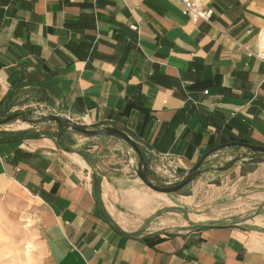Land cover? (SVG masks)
I'll return each instance as SVG.
<instances>
[{"label":"crops","instance_id":"crops-1","mask_svg":"<svg viewBox=\"0 0 264 264\" xmlns=\"http://www.w3.org/2000/svg\"><path fill=\"white\" fill-rule=\"evenodd\" d=\"M205 2L212 23L181 0H0V103L127 129L149 163L264 146V0ZM80 144L0 124V218L29 231L35 264H264L259 223L135 233L163 197Z\"/></svg>","mask_w":264,"mask_h":264},{"label":"rangeland","instance_id":"rangeland-1","mask_svg":"<svg viewBox=\"0 0 264 264\" xmlns=\"http://www.w3.org/2000/svg\"><path fill=\"white\" fill-rule=\"evenodd\" d=\"M36 106L39 109L52 111L45 105L36 104ZM17 111H22V109ZM14 112L16 111H10L9 114ZM7 124L10 128L20 129L38 127L40 131L50 132L51 135L54 134L53 136L59 133L58 124L55 122L39 123L35 126L36 124L15 118ZM59 136L70 144L77 143L76 147L80 149L83 144L78 146V143L97 138L102 143L100 147L103 150L107 149L111 155L120 159L122 166L129 167L128 172H136L134 169L137 164L135 152L123 139L113 136L86 138L81 133L69 129ZM228 153V151L222 152L221 155L224 157ZM221 164V158L213 159L205 167ZM160 176L162 177L160 180L152 177L157 182L167 184L174 183L176 180L172 177ZM179 178L181 179L178 176L177 179ZM155 193L163 199L156 204L159 207L158 210L149 217L137 216L123 208L126 213L135 215L139 221L137 228H134L135 233L150 231L170 233L186 227L191 228L197 223L238 226H251L252 223H259L264 225V162L245 165L237 163L221 171L207 170L180 192ZM30 238L29 231L18 226H10L0 218V264H35L37 251Z\"/></svg>","mask_w":264,"mask_h":264},{"label":"water","instance_id":"water-1","mask_svg":"<svg viewBox=\"0 0 264 264\" xmlns=\"http://www.w3.org/2000/svg\"><path fill=\"white\" fill-rule=\"evenodd\" d=\"M15 118H21L23 121L32 124L55 122L61 126H65L69 130L81 133L86 138L113 136L123 139L131 146L132 150L135 152L137 158V164L135 166L136 174L148 187L161 193L180 192L199 175L207 170L221 171L226 170L237 163L254 164L264 162V146L242 141H229L210 148L190 168L177 166L175 168V171L177 176L181 177V179H176L174 183H161L155 181L156 179L149 175V162L145 157L144 151L141 145L136 140L134 133L130 132L127 129L116 126H102L80 122L72 119L71 117L60 115L46 109L16 111L5 118H0V124L8 123ZM228 147H245L246 149L244 151L236 153L230 160H221L222 164L219 166H209L207 168L205 167L207 164L213 161V159H210L212 155L217 154V157H215L214 159H220V155ZM210 226L211 225L208 224L195 225L196 229H204ZM257 227L264 231V226L257 225Z\"/></svg>","mask_w":264,"mask_h":264},{"label":"built area","instance_id":"built-area-1","mask_svg":"<svg viewBox=\"0 0 264 264\" xmlns=\"http://www.w3.org/2000/svg\"><path fill=\"white\" fill-rule=\"evenodd\" d=\"M183 9L185 13L191 18L192 21L204 20L212 23V16L214 10L212 7L208 6L205 0H181ZM17 108L15 110H19ZM14 110V111H15ZM53 111L54 109L51 108ZM54 112V111H53ZM150 152H154L152 149H148ZM179 159H169L166 156H161L158 158H152L149 163V169L158 175H163L165 177H172L177 179V174L175 168L179 166Z\"/></svg>","mask_w":264,"mask_h":264},{"label":"trees","instance_id":"trees-1","mask_svg":"<svg viewBox=\"0 0 264 264\" xmlns=\"http://www.w3.org/2000/svg\"><path fill=\"white\" fill-rule=\"evenodd\" d=\"M8 96H10V94H8ZM12 105H13V103L9 99L1 101V103H0V118H5L4 116L10 115L9 113H10V109H11ZM66 130L67 129L65 128V126H61L58 124L59 133L57 136H58V139L62 142H64L65 139H63V137H61L59 135L62 134L63 132H65ZM24 132L26 133L27 131H24ZM149 175L154 176L153 173L150 172V170H149ZM94 187H95L96 194L100 197V195H101V178L100 177H97V176L94 177Z\"/></svg>","mask_w":264,"mask_h":264},{"label":"bare ground","instance_id":"bare-ground-1","mask_svg":"<svg viewBox=\"0 0 264 264\" xmlns=\"http://www.w3.org/2000/svg\"><path fill=\"white\" fill-rule=\"evenodd\" d=\"M264 36V35H263ZM264 40V39H263ZM29 248H30V246H29Z\"/></svg>","mask_w":264,"mask_h":264}]
</instances>
